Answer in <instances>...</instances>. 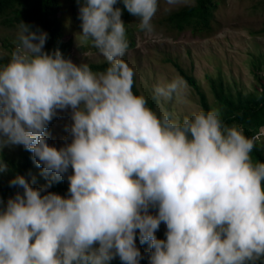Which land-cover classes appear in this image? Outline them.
I'll use <instances>...</instances> for the list:
<instances>
[{"label": "clouds", "instance_id": "9594fccd", "mask_svg": "<svg viewBox=\"0 0 264 264\" xmlns=\"http://www.w3.org/2000/svg\"><path fill=\"white\" fill-rule=\"evenodd\" d=\"M120 2L141 31L153 32L158 0ZM77 3L76 45L97 49L104 71L46 52L48 33L23 21L0 64V149L22 145L56 180L72 169L68 197L42 195L20 175L10 181L23 191L0 200V264H110L117 256L139 264L137 230L149 264H264V162L252 161L254 141L218 110L182 121L163 109L158 116L133 92L118 0ZM185 87L177 78L152 96L158 105L179 100ZM69 108L71 142L57 149L45 130ZM162 222L166 239L155 235Z\"/></svg>", "mask_w": 264, "mask_h": 264}, {"label": "rangeland", "instance_id": "374dc122", "mask_svg": "<svg viewBox=\"0 0 264 264\" xmlns=\"http://www.w3.org/2000/svg\"><path fill=\"white\" fill-rule=\"evenodd\" d=\"M196 1L180 0L176 6L170 7L166 0H158L152 33L138 28L137 17H130L126 21L129 48L122 59L133 69L140 95L146 97L147 106L151 109L152 104L158 116L163 109L170 113V118L182 121L185 116L202 111L196 91L181 77L174 62L196 77L214 109L218 108V102L211 91L209 76H221L230 88L244 93L264 86V70L260 71V79L256 78L252 65L253 60L264 62V0H218L210 29L195 24L201 22L198 20L191 19L187 25L183 22V28L176 26L180 25L177 21L171 22L176 12L195 5ZM58 17L64 27L65 40L72 44L69 59L76 64L106 61L90 44L77 47L75 36L78 39L81 21L79 9L77 16L72 11L71 0H60ZM17 25L7 24L0 16V64L8 62L15 48ZM177 78L186 83L181 99L173 97L170 101L161 100L158 105L152 96L154 86ZM71 124V109L57 110V115L45 130L47 143L57 149L70 143ZM260 146L264 148V141ZM23 153L22 145L6 144L0 149V159L8 166L6 172H0V182L7 183L16 177L15 169L23 161ZM35 159L28 175L30 184L42 192H47L57 183L69 187L67 177L72 174L71 167L56 180L52 173L43 174V166L37 167ZM14 196L0 194V200L7 202ZM157 212V208L150 206L149 214L156 215ZM166 231V225L162 222L155 235L158 239H166ZM137 233L139 235V230ZM136 245L150 254L148 243L141 244L138 238Z\"/></svg>", "mask_w": 264, "mask_h": 264}, {"label": "trees", "instance_id": "16d2710c", "mask_svg": "<svg viewBox=\"0 0 264 264\" xmlns=\"http://www.w3.org/2000/svg\"><path fill=\"white\" fill-rule=\"evenodd\" d=\"M217 4L218 0H197L195 5L187 6L176 12L174 18H171V22L175 20L180 24L176 26L183 28V22H186L185 24L187 25V22L191 19L198 20L201 22L195 24L210 29L211 20L214 11L217 9ZM59 6L60 0H0V16H3L4 21L9 25L19 24L23 21L31 25L33 30L39 28L47 32L48 39L44 50L51 53L59 49L62 55L66 59H69L72 44L71 41L65 40L64 27L58 17ZM79 7L80 5L77 3V0H71V8L76 16L78 15ZM114 7L122 9L121 19L126 27V21L133 16L124 9L120 0H118V3ZM6 63L7 62H4V64ZM173 64L181 77L196 91L202 111L218 110L221 119L226 125H235L239 129L241 128L242 134L248 139L253 140V137L261 132V129L264 127V86L255 88L249 93H244L243 91L230 88L221 76H209L208 79L211 91L218 102V108L214 109L196 77L187 72L179 63L174 62ZM88 65L90 69L96 73L102 72L108 67L107 61L89 63ZM252 65L254 76L260 79V71L264 70V62L253 60ZM133 79V92L134 94L140 95L136 80L134 77ZM151 109L153 110L152 104ZM253 141L255 147L250 154L253 163L264 162V148L260 146L264 141V136L258 137ZM34 159V155L24 148L23 161L19 166H16L15 169L16 176H23L28 182V175ZM30 186L37 189L35 185L30 184ZM68 189L69 187L57 183L54 184L50 190L42 192L41 194L43 195L51 192L56 194L60 193L63 197H68L70 195ZM18 191L22 192L23 190L19 187L10 186V182H0V194H3V196L10 194L15 195ZM4 203L6 204L5 201ZM138 238L139 235L136 232V239ZM136 247L140 250L142 256L139 260V264H149V255L138 245H136ZM110 264H123V262L117 256ZM256 264H262V261H257Z\"/></svg>", "mask_w": 264, "mask_h": 264}, {"label": "built area", "instance_id": "2783aa9c", "mask_svg": "<svg viewBox=\"0 0 264 264\" xmlns=\"http://www.w3.org/2000/svg\"><path fill=\"white\" fill-rule=\"evenodd\" d=\"M264 136V130L261 129V132L257 133L254 137L253 140L257 139L258 137Z\"/></svg>", "mask_w": 264, "mask_h": 264}]
</instances>
